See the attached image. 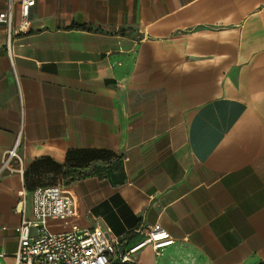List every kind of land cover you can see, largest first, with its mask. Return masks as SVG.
Returning <instances> with one entry per match:
<instances>
[{"label": "crops", "instance_id": "crops-1", "mask_svg": "<svg viewBox=\"0 0 264 264\" xmlns=\"http://www.w3.org/2000/svg\"><path fill=\"white\" fill-rule=\"evenodd\" d=\"M29 23L0 24V264L55 175L32 165L77 151L109 158L58 174L73 216L50 232L129 250L159 224L174 243L128 264H264V0H35Z\"/></svg>", "mask_w": 264, "mask_h": 264}, {"label": "built area", "instance_id": "built-area-1", "mask_svg": "<svg viewBox=\"0 0 264 264\" xmlns=\"http://www.w3.org/2000/svg\"><path fill=\"white\" fill-rule=\"evenodd\" d=\"M6 9L0 11V24L7 26L9 36L27 35L31 31L29 17L35 0H0ZM19 22L14 26L15 13ZM18 144L8 153L3 170L13 172L12 162L20 160ZM23 173V168L19 170ZM24 191L19 193L23 196ZM32 221L24 219L15 228L18 238L17 264H128L133 256L147 246L156 255L174 243V239L159 224L155 225L145 240L129 250L122 248L121 238L111 234L108 228L94 230L73 226L69 231L55 234L49 231L50 220L67 221L73 216L71 199L65 195L61 184L41 186L32 192Z\"/></svg>", "mask_w": 264, "mask_h": 264}, {"label": "trees", "instance_id": "trees-1", "mask_svg": "<svg viewBox=\"0 0 264 264\" xmlns=\"http://www.w3.org/2000/svg\"><path fill=\"white\" fill-rule=\"evenodd\" d=\"M109 155L104 154L102 152L97 151H77V152H69L67 154L66 163L67 166L63 167L56 163H54L50 159H45L43 161H36L32 166L34 168L33 171L40 173H55L59 174L63 173V177L65 180L67 179H76L80 177L78 173L83 166L96 161V160H107ZM118 264V263H116Z\"/></svg>", "mask_w": 264, "mask_h": 264}, {"label": "rangeland", "instance_id": "rangeland-1", "mask_svg": "<svg viewBox=\"0 0 264 264\" xmlns=\"http://www.w3.org/2000/svg\"><path fill=\"white\" fill-rule=\"evenodd\" d=\"M59 175L55 174L54 176H48L44 175L42 180L40 181L43 185H50V184H55L59 180Z\"/></svg>", "mask_w": 264, "mask_h": 264}]
</instances>
